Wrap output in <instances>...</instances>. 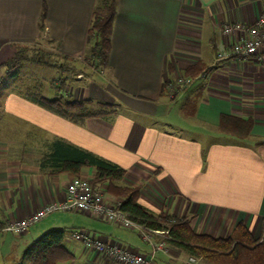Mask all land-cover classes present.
<instances>
[{
  "label": "crops",
  "instance_id": "1",
  "mask_svg": "<svg viewBox=\"0 0 264 264\" xmlns=\"http://www.w3.org/2000/svg\"><path fill=\"white\" fill-rule=\"evenodd\" d=\"M97 1L0 0V66L21 44H38L82 61ZM263 11L264 0H117L107 68L87 70L84 80L81 74L70 77L74 98L116 107L109 117L75 125L6 90L0 94V113L10 122L7 131H0V227L63 200L73 175L48 176L39 169L49 145L62 139L124 168L123 182L140 189L139 202L149 210L191 215L193 230L213 237H227L243 223L261 239L264 63L255 57L218 56L238 39L236 34L225 35L223 26L253 24ZM214 56L224 66L215 68ZM196 63L210 70L196 78L200 86L177 109L174 101L189 86L171 98L167 84ZM193 99L196 109H187ZM221 115L251 118L249 137L222 133ZM92 173L89 169L85 174ZM84 214L88 218L43 219L22 235L1 232L0 264L17 260L46 232L66 228H81L107 246L150 254L151 248L140 242L138 234ZM66 241L73 256L61 264H124L81 241ZM166 246L171 258L158 254L155 264H173L164 259L188 262L182 259L186 251ZM160 256L164 259L158 261Z\"/></svg>",
  "mask_w": 264,
  "mask_h": 264
},
{
  "label": "trees",
  "instance_id": "2",
  "mask_svg": "<svg viewBox=\"0 0 264 264\" xmlns=\"http://www.w3.org/2000/svg\"><path fill=\"white\" fill-rule=\"evenodd\" d=\"M117 13V0H98L93 12L88 35V49L82 61L61 56L38 44L16 45L14 55L0 66V85L5 78L10 82L17 80V95L59 118L75 125H82L90 118H105L116 113L112 104L82 98L76 99L71 93L72 76L81 74L88 77L87 70H104L108 66L111 39ZM46 11L40 17V32L45 30ZM23 65L53 69L60 77L49 84L40 79L23 83V76L17 70ZM17 70V71H16ZM210 68L201 63L189 66L184 76L192 81L205 75ZM21 75V76H20ZM71 77V78H70ZM15 89H11V93ZM52 95V96H51ZM198 99V98H196ZM196 99L187 104V109L195 110ZM253 127L251 118H237L221 115L219 129L222 133L239 139L249 137ZM40 171L48 176L69 173L81 177L92 169L89 178L92 187H103L114 200H120V209L132 220L153 230L167 231L165 241L186 251L191 257L201 259L204 264H264V235L256 239L250 230L238 223L227 237H213L199 234L193 230V216L177 217L165 213H155L139 202L140 189L126 185L123 179L126 170L118 164L102 158L62 139H56L49 145V151L39 160ZM76 229H54L46 232L22 255L10 264H61L72 258L66 247V236Z\"/></svg>",
  "mask_w": 264,
  "mask_h": 264
},
{
  "label": "built area",
  "instance_id": "3",
  "mask_svg": "<svg viewBox=\"0 0 264 264\" xmlns=\"http://www.w3.org/2000/svg\"><path fill=\"white\" fill-rule=\"evenodd\" d=\"M222 31L225 35L236 34L238 39L233 41L228 49L219 54V59L255 57L258 62L264 63V11L253 24L228 23L223 26ZM191 83L190 78L179 75L167 84L169 96L175 98L182 89ZM89 178V176L72 177L66 185L62 201L49 203L24 219L7 222L0 227V233L9 232L22 235L29 227L55 211H75L91 214L98 220L139 231L142 238L154 249L151 255H142L121 247L107 246L83 230H73L67 234L66 239L81 241L88 247L105 252L108 257L117 262L124 264H154L153 258L156 251L168 252L165 241L168 236L167 231L153 230L132 220L120 209V200L107 197L103 187H92ZM155 237H158V239ZM187 264H201V260L190 257Z\"/></svg>",
  "mask_w": 264,
  "mask_h": 264
},
{
  "label": "rangeland",
  "instance_id": "4",
  "mask_svg": "<svg viewBox=\"0 0 264 264\" xmlns=\"http://www.w3.org/2000/svg\"><path fill=\"white\" fill-rule=\"evenodd\" d=\"M212 59H214V63H215V68H217V69H219V68H221L222 66H224V65H221L222 63H221V61H217V57L216 56H214ZM212 63V62H211ZM208 67V66H207ZM17 70H19V72L21 73V75L23 76V80H22V82L23 83H26V84H29V83H31V80L32 79H40V80H43L45 83H46V85L47 84H49L53 79H56V78H58V77H60V73H58L57 71H54L53 69H46V68H43V67H35V66H31V65H23V66H21V67H19ZM16 70V71H17ZM20 75V76H21ZM76 76H79V75H75V77ZM73 77V76H72ZM81 78L84 80V79H86L84 76L82 77L81 76ZM200 84H201V82L199 81V80H197V79H195V80H193L192 81V83L189 85V89L187 90V92L186 93H184V94H182V95H180V96H178V98L174 101V103H176L175 104V107L177 108V109H180V108H182V106H183V104H184V102L186 101V99H188V97L190 96V95H192L193 93H194V91H195V89L198 87V86H200ZM188 87V86H187ZM12 88H14L15 89V91L14 92H12L13 94H15V95H17V80L15 81V82H10V78H5V82L4 83H2L1 85H0V94H2V93H4L5 92V90H6V92L8 93V92H10L11 93V89ZM186 88V87H185ZM5 92V93H6ZM1 96V95H0ZM52 96V95H51ZM1 100H2V98H0V102H1ZM0 111L2 112L3 111V107H2V105H0ZM0 115L1 116H4L2 113H0ZM6 117L4 116V117H2V119L0 120V131H7V128L9 127V121L7 120V122H6ZM186 135H188V136H191L189 133H186ZM84 176H89L88 174H84ZM55 215H64L65 217V219H70V218H73V217H77V218H79V219H83V218H88V216L87 215H85L84 213H82V212H75V211H62V210H60V211H55V212H53V213H51V214H49L46 218H44V219H47V218H49V217H52V216H55ZM90 220H94V219H91V218H89ZM41 221H43V219L41 220ZM94 221H96V220H94ZM102 222V221H101ZM38 223H40V221L38 222ZM38 223H36V224H34V225H32V227L33 226H35V225H37ZM107 224H110V225H112L113 223H107ZM114 225V224H113ZM78 227V226H77ZM77 230H81V228H76ZM122 229H124V230H129V231H131V232H134L137 236H139V240H140V242L141 243H143V244H145L146 246H148L149 247V249L151 248V252H150V254L149 255H151L153 252H154V249H153V247L149 244V243H147L143 238H142V236L140 235V233H139V231H136V230H133V229H127V228H123L122 227ZM67 240V239H66ZM77 241V240H76ZM65 242H67V241H65ZM166 245H167V243H166ZM166 248H168L167 246H166ZM185 252V251H184ZM158 254H164V256L166 255V257L167 258H171L169 255H168V252H162V251H156L155 252V256H154V258H153V262H154V264L156 263V259H157V257H158ZM182 257H184V258H182V259H184V260H188L189 258H187L188 256H187V253H183V256ZM164 259V257H162V256H160L159 258H158V261L160 260V259ZM164 260H166L167 262H170V263H173V264H187V262H185V263H183V261H175V260H173V261H171L170 259H164ZM177 260V259H176ZM201 260V259H200ZM159 263V262H158ZM207 264V263H206Z\"/></svg>",
  "mask_w": 264,
  "mask_h": 264
}]
</instances>
